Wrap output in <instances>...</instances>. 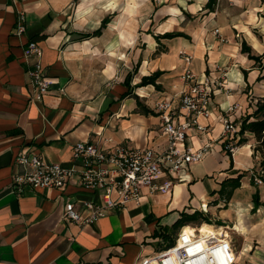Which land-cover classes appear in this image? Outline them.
<instances>
[{
    "label": "crops",
    "instance_id": "obj_1",
    "mask_svg": "<svg viewBox=\"0 0 264 264\" xmlns=\"http://www.w3.org/2000/svg\"><path fill=\"white\" fill-rule=\"evenodd\" d=\"M208 1L0 0V264H137L168 247L182 227L187 232L201 224L222 230L236 251V264H264V184L250 182L258 161L255 140L246 133V143L230 157L221 135L222 118L238 130L241 118L264 98V70L241 52L245 42L253 55L264 53V0H216L212 8ZM19 10L25 13L26 32L16 36ZM107 17L106 27L93 35ZM169 33L184 36L163 38ZM30 40L42 48L50 82L40 103L30 100L23 59ZM186 69L196 81L216 84L206 105L210 116L198 117L208 132L188 131L185 142L192 150L206 144L210 150L175 177L171 191L144 190L139 203L85 227L63 219L65 202L92 198L74 183L63 190L14 191L20 151L69 168L80 140L100 138L101 145L111 137L116 144L165 149L159 116L141 113L133 97L122 95L130 90L154 111L157 102L174 100L185 89ZM157 71L162 72L158 89L137 86ZM234 135L236 144L240 136ZM241 173L240 188L228 202L221 200L215 193L220 183ZM195 212L210 224L184 221L175 228L182 214ZM231 226L240 239L238 249L223 232Z\"/></svg>",
    "mask_w": 264,
    "mask_h": 264
},
{
    "label": "built area",
    "instance_id": "obj_2",
    "mask_svg": "<svg viewBox=\"0 0 264 264\" xmlns=\"http://www.w3.org/2000/svg\"><path fill=\"white\" fill-rule=\"evenodd\" d=\"M26 32V17L23 10L17 12L14 34ZM215 34L218 31L215 30ZM186 63L191 56L179 52ZM43 51L37 42L30 40L23 49V59L28 66L31 102L40 103L47 94L50 82L42 64ZM186 87L174 100H162L155 104L154 112L160 118V128L166 136L167 146L162 151L152 148H137L116 144L113 138L80 140L73 146L72 165L69 168L48 163L38 154L20 151L14 159L21 169L12 175V186L18 194L26 188L63 190L74 183L90 194L91 199L77 204L69 200L64 204L63 219L80 227L93 225L120 210L130 202L139 203L144 190L148 194L171 191L174 179L190 164L200 162L210 150L206 144L192 150L185 142L188 131L207 133V127L198 122V117H209L206 109L213 93L214 82L195 80L186 69L181 76ZM233 110V108H231ZM230 109V110H231ZM224 150L232 154L237 128L228 118H222ZM165 178L164 181H160ZM258 185L262 184L256 180ZM190 231L182 227L173 244L153 255L140 258L137 264H236V251L223 234H201L196 228Z\"/></svg>",
    "mask_w": 264,
    "mask_h": 264
},
{
    "label": "trees",
    "instance_id": "obj_3",
    "mask_svg": "<svg viewBox=\"0 0 264 264\" xmlns=\"http://www.w3.org/2000/svg\"><path fill=\"white\" fill-rule=\"evenodd\" d=\"M215 1L216 0H209L207 5L210 8H212V4ZM109 21H110L109 17L104 18L101 22L100 28L94 31L93 35H99L101 33V30L106 27ZM88 36H90V34L84 35L82 36V38H85ZM177 36H184V34L169 33V34L163 35V38L169 39V38H173ZM241 52L246 53L248 58L255 62V64L258 66L261 72L264 70V53L261 55H253L250 47H248L245 44V42L241 43ZM161 75H162V72L157 71V72L152 73L149 76H144L142 77L140 83L137 86L142 87V86H147V85H153L156 89H158L159 86L157 85V80ZM127 96H131L135 99L137 109L141 113L145 115L151 114V115L158 116L153 110H150L149 108L144 106L140 102L138 96L131 94L130 90L124 93L122 95V98L127 97ZM246 133L251 134L255 140V144L253 147V157L254 159L256 157L258 159L255 167L252 169V176L250 180L251 185L255 186L257 184L256 180H260L262 184H264V98L258 99L255 110H253L251 114H247L246 116L241 118V120L239 121V128L237 130V134L240 136V138L236 142L237 147L242 146L246 143V139L243 138ZM227 152L229 153L231 157L232 156L231 153L229 151ZM242 177H244L243 173L239 174L236 178L225 179L224 181L220 183V188L215 193L219 195V198L221 200L228 202L233 192L236 189L240 188L241 186L240 181ZM258 196L259 195L257 191L252 196L254 207L259 205ZM184 221H191V222H197V223L206 222L210 224V222H208V219L204 214H202L201 212H195L191 215L182 214L180 220L175 224V228L184 226L186 224ZM172 244H173V241L169 244V246H171Z\"/></svg>",
    "mask_w": 264,
    "mask_h": 264
},
{
    "label": "rangeland",
    "instance_id": "obj_4",
    "mask_svg": "<svg viewBox=\"0 0 264 264\" xmlns=\"http://www.w3.org/2000/svg\"><path fill=\"white\" fill-rule=\"evenodd\" d=\"M193 227V226H192ZM198 228V230L201 232V230H204V229H206V228H210V229H213V230H215V229H217V228H215V227H213V226H211V225H207V224H201L199 227H197ZM235 230V228H233V226H231V229L229 230V229H226V231H223L226 235H228L229 234V236L231 237V239H232V242H233V244H234V246H235V248L236 249H238L239 248V246H240V239H239V236H238V234H237V231H234Z\"/></svg>",
    "mask_w": 264,
    "mask_h": 264
},
{
    "label": "bare ground",
    "instance_id": "obj_5",
    "mask_svg": "<svg viewBox=\"0 0 264 264\" xmlns=\"http://www.w3.org/2000/svg\"><path fill=\"white\" fill-rule=\"evenodd\" d=\"M236 230V229H235ZM196 231L197 232H200L197 228H196ZM222 230L221 229H215V230H213V229H209L207 232H200L201 234H213V235H215V234H220V232H221Z\"/></svg>",
    "mask_w": 264,
    "mask_h": 264
}]
</instances>
